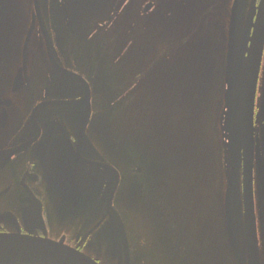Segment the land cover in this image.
I'll return each instance as SVG.
<instances>
[{"label": "rangeland", "instance_id": "374dc122", "mask_svg": "<svg viewBox=\"0 0 264 264\" xmlns=\"http://www.w3.org/2000/svg\"><path fill=\"white\" fill-rule=\"evenodd\" d=\"M41 1L49 19V0ZM145 1L67 0L72 32L67 36L66 24L55 23L69 65L93 83L89 131L120 171L114 206L133 243L131 259L134 264H235L230 251L222 253L229 244L222 239L224 125L226 138L215 137L225 119L235 0H154L161 5L149 14L143 12ZM109 38L112 59L104 51ZM119 55L126 67L121 73ZM147 68L152 69L142 75ZM137 166L143 169L140 176ZM187 221L209 222L212 232L203 230L208 251L201 258L194 225Z\"/></svg>", "mask_w": 264, "mask_h": 264}, {"label": "flooded vegetation", "instance_id": "af4514ba", "mask_svg": "<svg viewBox=\"0 0 264 264\" xmlns=\"http://www.w3.org/2000/svg\"><path fill=\"white\" fill-rule=\"evenodd\" d=\"M251 2L246 3L244 27ZM47 3L53 10L49 19L42 1L40 6L51 54L34 0H0V232L62 242L101 264H134L133 243L125 225L122 236L115 199L112 209L108 205L116 182L114 170L119 169L91 138V117L85 125L90 107L87 86L55 66L88 83L93 109L92 81L69 65L57 38L55 23L60 20L66 24L62 32L67 36L72 32L66 21L69 6L65 0ZM259 3L255 0L254 19ZM251 34L249 29L247 48ZM113 42L109 38L105 45L112 47ZM259 82L253 163L251 167L242 156L238 200L233 203L244 264H264V57ZM245 166L251 173L258 241V255L253 258L245 244Z\"/></svg>", "mask_w": 264, "mask_h": 264}, {"label": "water", "instance_id": "95a60500", "mask_svg": "<svg viewBox=\"0 0 264 264\" xmlns=\"http://www.w3.org/2000/svg\"><path fill=\"white\" fill-rule=\"evenodd\" d=\"M251 1L245 27L244 14L247 0H235L233 7L231 40L228 46L225 74L226 84H228L229 87L225 95V107L227 112H224L225 119L222 124L223 138H226L223 130L224 125L227 134L226 139H228V143L226 144L228 151V164L226 166L227 186L224 198V211L227 223L228 240L233 255L235 259L238 260V264H244V258L241 244L237 236L233 203L238 200L242 156L244 162L249 164L251 167L253 163L255 101L264 51V0H261L260 2L255 19L253 17L255 0ZM34 4L36 17L46 38L48 51L51 54L52 44L41 11V0H34ZM152 6L153 4H147L144 12H148ZM66 21H68V16L66 17ZM249 29L252 30V34L249 40L250 46L247 48L248 42L246 39V33ZM55 66L74 79L85 83L87 86V92H89L90 96L88 85L81 76L63 70L56 64ZM89 105L90 107L86 116L85 125L88 124L92 113L91 103ZM99 165L111 168L109 165ZM114 171L117 175L116 183L109 201L110 208L115 196V191L120 182L119 173L116 170ZM243 181L246 208L245 244L247 245V253L249 257L253 258L255 253L258 255V241L254 219L255 214L253 207L251 173L249 172V174H247L246 166L244 167ZM247 191H249V200L247 198ZM117 221L119 223L122 236L124 237V227L118 216ZM0 264L99 263L61 242L41 237L23 235L20 233H0Z\"/></svg>", "mask_w": 264, "mask_h": 264}, {"label": "crops", "instance_id": "0c3cea01", "mask_svg": "<svg viewBox=\"0 0 264 264\" xmlns=\"http://www.w3.org/2000/svg\"><path fill=\"white\" fill-rule=\"evenodd\" d=\"M185 210H187V209H185ZM189 211L195 212V209H190ZM189 211H185V212H189ZM223 219H224V216H223ZM187 222H189L190 225H194V228H195V237H196V240L198 241V244H199L198 245V250L200 252V255L199 256L201 258L202 255L205 254L208 251V247L206 245H208L209 242L206 240L207 235L205 233H203V230L204 229H207L210 232H212L211 229H210V227H209V222L206 224V226H204V225H202V224H200L198 222L195 223V221H187ZM224 225H222L223 226V229H224V231H223V238L222 239L225 242V239L227 237H226V234H225ZM212 234H214V236L216 238H219V235L216 234V232H213ZM210 239H211V236H210ZM205 242H207V243H205ZM229 247H230V244H228L227 246L225 244V247L224 248L222 247L223 248V252L222 253H224V249H225L226 254L228 255V252L230 251L231 252V256H232L233 255V252L231 250V247L230 248ZM232 261H234V263H235L234 255L232 256ZM202 264H205V263H202Z\"/></svg>", "mask_w": 264, "mask_h": 264}, {"label": "trees", "instance_id": "16d2710c", "mask_svg": "<svg viewBox=\"0 0 264 264\" xmlns=\"http://www.w3.org/2000/svg\"><path fill=\"white\" fill-rule=\"evenodd\" d=\"M183 44L185 43V35H184V37H183ZM181 45V44H180ZM215 137H216V139H219L220 138V133H219V128H217V132L215 133ZM161 185H163V180H162V178H161Z\"/></svg>", "mask_w": 264, "mask_h": 264}, {"label": "bare ground", "instance_id": "6f19581e", "mask_svg": "<svg viewBox=\"0 0 264 264\" xmlns=\"http://www.w3.org/2000/svg\"><path fill=\"white\" fill-rule=\"evenodd\" d=\"M115 198V197H114Z\"/></svg>", "mask_w": 264, "mask_h": 264}]
</instances>
